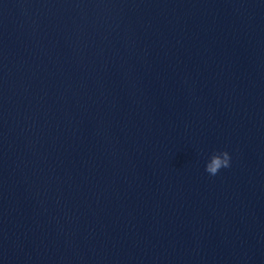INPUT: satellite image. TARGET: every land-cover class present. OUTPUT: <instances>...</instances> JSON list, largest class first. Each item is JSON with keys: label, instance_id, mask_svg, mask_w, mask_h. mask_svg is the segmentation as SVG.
<instances>
[{"label": "water", "instance_id": "obj_1", "mask_svg": "<svg viewBox=\"0 0 264 264\" xmlns=\"http://www.w3.org/2000/svg\"><path fill=\"white\" fill-rule=\"evenodd\" d=\"M0 264H264V0H0Z\"/></svg>", "mask_w": 264, "mask_h": 264}, {"label": "clouds", "instance_id": "obj_2", "mask_svg": "<svg viewBox=\"0 0 264 264\" xmlns=\"http://www.w3.org/2000/svg\"><path fill=\"white\" fill-rule=\"evenodd\" d=\"M230 167V157L228 152L221 151L213 153L205 164V172L209 175L215 176L221 168Z\"/></svg>", "mask_w": 264, "mask_h": 264}]
</instances>
